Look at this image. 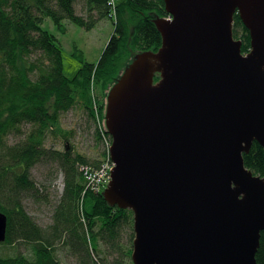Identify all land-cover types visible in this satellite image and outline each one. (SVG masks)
<instances>
[{
	"label": "water",
	"instance_id": "obj_1",
	"mask_svg": "<svg viewBox=\"0 0 264 264\" xmlns=\"http://www.w3.org/2000/svg\"><path fill=\"white\" fill-rule=\"evenodd\" d=\"M164 1L161 47L137 53L107 95L103 196L133 211V264H257L264 178L244 153L264 148V0ZM7 227L0 211V243Z\"/></svg>",
	"mask_w": 264,
	"mask_h": 264
},
{
	"label": "trees",
	"instance_id": "obj_2",
	"mask_svg": "<svg viewBox=\"0 0 264 264\" xmlns=\"http://www.w3.org/2000/svg\"><path fill=\"white\" fill-rule=\"evenodd\" d=\"M80 2L85 14L77 11ZM167 16L164 0H119L116 19L108 0H0V211L8 216L3 244L26 249L14 256L0 254V264H63L55 240L81 264H133V248L126 250L120 241L121 231L132 226L133 211L110 205L103 193L85 192L80 165L98 166L101 161L75 153L66 144L55 149L45 143L50 133H60L65 142L72 138L73 131L62 129L60 119L77 104L96 121L92 90L103 119L96 138L101 141L103 134L112 138L105 127L108 92L137 53L161 47L154 19ZM46 18L63 32L65 20L91 30L111 18L115 29L100 59L93 63L81 57V67L68 77L58 37L43 27ZM233 31L243 43L242 51H249L250 33L239 13ZM10 136L17 138L15 142H9ZM244 160L264 178V148L257 141ZM38 164H56L65 175L54 221L45 229L24 207L26 198L50 201L49 186L31 175ZM107 252L114 254L113 260H108ZM256 259L264 264V230Z\"/></svg>",
	"mask_w": 264,
	"mask_h": 264
},
{
	"label": "rangeland",
	"instance_id": "obj_3",
	"mask_svg": "<svg viewBox=\"0 0 264 264\" xmlns=\"http://www.w3.org/2000/svg\"><path fill=\"white\" fill-rule=\"evenodd\" d=\"M77 11L79 14H85L84 5L81 2L77 5ZM63 23L66 27L65 32L55 25L51 18L44 20L43 27L58 37L59 44L63 49L64 72L68 77H74L81 67V57L93 63L100 59L104 48L114 32L115 25L111 18L101 20L91 30L68 20H65ZM102 121L101 115H99V119L97 117L96 121H94V119L88 116L83 105L77 104L70 111L64 113L60 119L62 129L73 131L74 135L72 138L65 142L60 133H50L45 145L47 148L63 149L66 144L75 153H80L90 159L102 161L107 157L108 153L105 137L101 141H98L96 138L97 127L103 126ZM16 139L15 136H10L9 142L13 143ZM31 175L36 182L46 183L49 186L50 195L48 197L50 201L44 203L36 202L32 198H26L24 200V207L34 220L45 229L54 221V208L59 203V199L63 194L65 175L56 164H38L31 169ZM133 222L131 227H125L121 231L120 241L126 250L130 247L133 248V240L135 238ZM3 243H0V254L3 256H14L19 251H26L23 245L13 247ZM55 243L56 255L63 264H81L76 256L70 254L59 245L60 241L55 240ZM102 246V249H107V246L104 244ZM106 255L108 256V260H113V253L109 254L107 252ZM128 260L129 258H127Z\"/></svg>",
	"mask_w": 264,
	"mask_h": 264
},
{
	"label": "built area",
	"instance_id": "obj_4",
	"mask_svg": "<svg viewBox=\"0 0 264 264\" xmlns=\"http://www.w3.org/2000/svg\"><path fill=\"white\" fill-rule=\"evenodd\" d=\"M119 0H108V4L112 11V16L116 17L117 13V7H118ZM167 19L172 20V16H167ZM95 91L92 90V96L93 97V104H94V110L96 118L99 119V106L97 102L96 93L94 95ZM100 130H103V126L99 127ZM103 137H105L107 146H108V153L107 157L101 161L100 165L93 166L91 164H81L80 165V171L83 174V177L85 179V192L86 191H92L95 193H102L107 186L109 185V182L111 181V171L113 167L115 166V163L113 162L111 155H110V148L112 145V140L109 139L105 134H103Z\"/></svg>",
	"mask_w": 264,
	"mask_h": 264
},
{
	"label": "bare ground",
	"instance_id": "obj_5",
	"mask_svg": "<svg viewBox=\"0 0 264 264\" xmlns=\"http://www.w3.org/2000/svg\"><path fill=\"white\" fill-rule=\"evenodd\" d=\"M105 127H106V125H105ZM100 165V164H99ZM133 225H134V222H133Z\"/></svg>",
	"mask_w": 264,
	"mask_h": 264
},
{
	"label": "crops",
	"instance_id": "obj_6",
	"mask_svg": "<svg viewBox=\"0 0 264 264\" xmlns=\"http://www.w3.org/2000/svg\"><path fill=\"white\" fill-rule=\"evenodd\" d=\"M85 180V179H84Z\"/></svg>",
	"mask_w": 264,
	"mask_h": 264
}]
</instances>
